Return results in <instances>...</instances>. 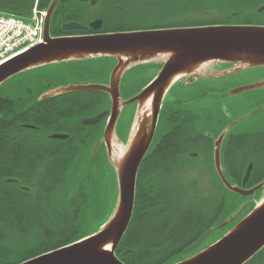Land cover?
Masks as SVG:
<instances>
[{"label": "trees", "instance_id": "trees-1", "mask_svg": "<svg viewBox=\"0 0 264 264\" xmlns=\"http://www.w3.org/2000/svg\"><path fill=\"white\" fill-rule=\"evenodd\" d=\"M33 3L34 0H0V13L27 18ZM38 3L40 7L45 8L49 0H38ZM263 3L264 0H105L99 12L108 30L221 23L264 25V8L261 9ZM214 8L234 11L223 12L210 19H204L205 17L198 19L199 16H192L195 12H205L207 9ZM252 8L253 12L247 13ZM175 15L178 17L187 15V17L175 19ZM164 17L165 19L172 17L166 25L160 23ZM149 21H152V24L148 23ZM96 58H100L105 63L111 60L108 67L105 65L96 70L100 74L103 73L107 79L116 60L113 57ZM80 61L84 60L61 63L73 64ZM44 67L46 66L16 74L0 85V106L5 111L0 116V264H17L97 231L111 216L116 204V175L108 158L106 171L102 177L99 176L93 192L87 191L86 200L85 196L76 197L75 190L80 181L92 177L87 155L81 156L78 166L66 175L61 171L63 157L59 156L62 153L59 151L69 149L70 145L57 147L31 145L35 143L32 135H26L23 128L19 126V123L27 121L29 124H41L50 131L71 127L79 117L80 107L86 109L89 101L83 105L71 104L70 101L73 97L83 94H90L91 97L97 96V98L103 96L104 102L103 99H101L102 102L99 99V102L103 103L105 109L109 108V96L104 92L96 91L72 92L55 99L38 100V96L48 88L60 85L48 82L50 81L48 75L53 72L42 70ZM159 67L157 63H144L128 69L121 79V96L125 98L122 95V89L131 86L140 77V75L137 76L138 74L144 75L148 70L153 71L147 79H144L145 82L140 85L141 89L153 78ZM134 68L136 70H132ZM21 75L22 78L19 77ZM213 84L215 82L211 86H216ZM200 97L203 99H200L197 105H193V100L197 98L182 100L181 104L170 103L166 101L167 99L163 102L160 110L161 126L155 138V141L162 143V146H155V154H151L153 147L148 150L141 163L136 181L133 214L115 250L116 255L127 264H172L182 260L198 251L193 250L195 244L207 237L216 225H221L227 217L233 216L225 224H228L227 231L243 217L239 214L245 205L249 207L248 212L254 206V201L241 206L244 199L254 195L246 197L238 195L228 190L223 184V186L220 185L224 187L227 194L222 192L223 195L220 193L212 198H203L198 203L181 204V193H177L176 186L173 183L172 186L167 180L176 165L174 163L176 155L174 148L171 147L176 139L172 142L171 138L177 128L184 131L183 122H188L191 117L182 110L196 108L203 113L204 110L210 109L209 112L218 111L219 114L216 116L215 113V117L220 119L219 101L228 96L224 94L222 97L219 93L209 91L204 92ZM202 101H210L208 107L200 104ZM93 106L94 103L88 108ZM98 108L96 112L103 109V107ZM169 108L181 113H172ZM263 117L250 127H241L242 119H238L239 117L232 118L225 124L221 122L219 125L222 128L231 121H236L231 131L234 138L232 137L231 145H225L224 157L226 161L224 174L227 179L232 177L231 180L229 179L231 183H241L250 161L252 169L246 181V187H252L264 179ZM74 127L80 130L81 127L84 128L78 124ZM89 128L95 129L93 126ZM97 132L98 130H95V134ZM79 134L80 139L77 144L83 145L84 138L81 137V133ZM24 135L27 136L28 145L22 143ZM167 140H170V145L166 144ZM187 141L189 142V138ZM86 145L89 146L85 148L87 152L91 147L88 140ZM238 145H242L241 150L237 149ZM54 150H57V153L54 154ZM168 152H171L172 157L167 155ZM237 154L243 156L240 160L244 163H238L239 165L235 167L227 164V160H236ZM240 160L234 161L233 165ZM233 173L236 178H233ZM7 177L15 178L17 182H7L5 180ZM62 182L67 185L66 189L68 185L73 186L72 189L63 193L65 186ZM83 200H85L84 203ZM205 232L208 233L203 237ZM244 264H264V248Z\"/></svg>", "mask_w": 264, "mask_h": 264}, {"label": "water", "instance_id": "water-1", "mask_svg": "<svg viewBox=\"0 0 264 264\" xmlns=\"http://www.w3.org/2000/svg\"><path fill=\"white\" fill-rule=\"evenodd\" d=\"M57 3L58 0H51L47 7L43 40L0 64V85L20 72L51 63L113 57L116 63L107 83L59 85L42 93L39 99L75 91H101L109 95L110 109L85 118L83 124L93 125L108 115L101 140L105 142L108 160L115 171L117 199L111 216L97 231L17 264H127L115 250L133 214L138 170L152 142L167 91L182 77L187 82L196 81L205 68L214 63L232 65L216 76L248 68H264V25L207 24L51 36L50 18ZM90 26L98 28L100 20L91 22ZM63 28L81 29L84 26L71 21L64 23ZM144 63H157L160 67L138 93L123 99L119 90L121 77L129 68ZM260 87H264V79L235 86L230 94ZM131 102L136 103L134 117L126 142L121 143L116 137L115 127L122 108ZM173 102L177 104L179 100ZM143 111L147 113L141 116ZM235 122L224 128L214 140L213 162L223 185L246 197L258 189L264 190V179L252 187H245L252 162L246 168L241 185L230 183L225 177L220 159L221 141ZM25 126L34 127L30 124ZM67 136L63 133L50 135L56 139ZM115 145L125 148L121 156H114ZM6 181L17 182V179L7 178ZM254 202L251 210L220 238L172 264L246 263L264 247V194Z\"/></svg>", "mask_w": 264, "mask_h": 264}, {"label": "rangeland", "instance_id": "rangeland-1", "mask_svg": "<svg viewBox=\"0 0 264 264\" xmlns=\"http://www.w3.org/2000/svg\"><path fill=\"white\" fill-rule=\"evenodd\" d=\"M255 8L256 7H254V9ZM233 11L234 10L232 9L214 8V9H207V11L205 12L202 11L195 12L194 14H192V16H199L198 19L204 17H205L204 19H210L212 17L219 16L223 12L225 13V12H233ZM252 12H253V8L249 9L247 13H252ZM185 17H187V15H184L182 17H178V15H175L174 18L183 19ZM162 19L163 20L160 23L165 25L170 20L169 18L165 19V17ZM151 22L152 21H149L148 23L152 24ZM110 61L105 63L100 58H91L73 64L53 63L46 65V67H44L42 70L45 69L46 71L53 72V74L48 75V77H50V81L48 82L53 84L104 83L106 81L105 75L103 73L102 74L98 73L96 70L101 69L105 65H107L108 67ZM136 68L132 70H136ZM152 73L153 71L148 70L146 73H144V75L142 73L138 74L137 76L140 75V77L137 78L136 76L137 79L131 84V86L122 89L123 91L122 95L126 98L128 96H131L132 94L133 95L136 94L138 91L141 90L140 85H142L145 82L144 79L145 78L147 79V77H149ZM22 75L19 77L22 78ZM237 75L238 76L236 80H234L233 83H231L230 89L240 85L241 83H249L261 79V77L264 75V69H261V67L249 68L247 70L241 71L240 73H237ZM219 84L220 82L215 83L216 86H219ZM194 87L195 86L193 85H189L186 87V86H179L178 84H174L170 89L168 95L169 98H167L166 101L172 103L174 99H178V100L181 99L179 102V104H181L183 102L182 98L184 96L192 94L193 92L195 93L196 89L194 90ZM201 92L199 91V93ZM99 99L100 101L101 99H103L104 102L103 96L97 98V96L91 97L90 94H83L78 97H73L70 103L76 105L77 104L83 105V103L87 104V102L89 101V103L87 104L88 106H92L94 103L93 107L88 108L87 106L86 109H84V107H80L81 110L78 111V116L86 117L96 113V109L99 106L105 109L103 103H101L102 101L99 102ZM200 99L203 98L197 97V100H193L194 101L193 105H197ZM96 102L98 103V105ZM209 103L210 101H202L200 104L208 107ZM219 103L221 108L220 109L221 116L219 115L220 119L215 117V113L216 116L217 114H219L218 111L209 112L210 109L204 110L203 113L201 112V110H198L196 108L182 110V112H186L192 118L190 117L188 122L187 121L183 122L184 131L183 129L180 130V128H177L176 132L171 138L172 142H174L176 139L175 143L184 141L185 139L189 138V142L187 141V144L171 145V147L174 148V150L173 149L172 150L176 155V159L174 162L176 163V165H174L173 172H171V174H169V176L167 177L168 182L172 186L173 184L174 186H176L177 193L179 192L181 193V197H180L181 204L192 203V202L198 203L203 198H212L220 193L221 195H223L222 192H224V194H227L224 191V187H221L222 183L214 168L212 139L207 136L208 132L207 134L205 132L212 130L218 131L221 122L225 124L227 121L229 122L230 119L235 117H239L238 119H242L240 122L241 127H250L251 125H255V122L259 121L264 116V87L243 91L239 94H230V96L219 101ZM7 105L8 104H6V106ZM95 106H97L96 109H94ZM135 107H136L135 102H131L125 105V107L122 109L120 113L118 122L115 127V134L117 139L121 142L126 141L128 137L130 126L134 117ZM169 111L172 113H181V112H175L177 110L173 108H169ZM3 113H5V111L3 110L2 106H0V116ZM25 122L28 123L27 121ZM94 127L95 129L89 128V126L84 125V128L81 127V130L78 127H74V125L71 127L57 128L58 131L72 133V137H70L68 140L48 138L46 135L47 133L51 132L49 129H45L44 134L41 132L38 133V135L41 136L40 141H42L45 146L57 147V146L70 145L69 149L66 148L62 151H59L62 152L61 155L59 156L63 157L61 163L63 168L61 171L62 173H66V175L71 170H73L74 167L78 166L81 156L87 155V159L89 160L90 163V171L92 172V177L82 179L80 181V184L78 185L77 190H75L76 197L85 196L84 197L85 200H86V196H88V192L90 190L93 192L94 186H96L98 183L97 181L99 179V176L101 175L102 177V174L106 171L107 168L106 152L101 149H97L96 147H94L95 145H91V143H94L95 139H97L98 136L101 135L103 124L100 123L98 126H94ZM71 129H73V131L74 129L76 130L73 132ZM22 130L23 132H26L27 134H31V135L36 133L35 130L29 128H23ZM95 130H98L97 134H95ZM158 131H159V126H158ZM79 133H81V137L84 138L85 144L83 145L77 144L78 140L80 139ZM87 140H88V144H90L91 147L86 152L85 148L89 147L88 145H86ZM167 141L168 142L166 144L170 145L171 144L169 143L170 140ZM205 143L206 145H204ZM161 146L162 143L161 144L159 143L158 147ZM241 147L242 145H238L237 149L241 150L242 149ZM53 153L54 154L57 153V150H54ZM31 155H32L31 158H33V154ZM167 155L171 156V152H168ZM235 155L236 154H234V156ZM237 157L239 159L238 158L236 160L230 159L231 161L227 160L228 162L227 164H230L231 166L235 167L239 165L238 163L240 164L244 163L240 160L243 156L241 157L240 154H237ZM238 160L240 161L237 162V164L233 165V162ZM233 178H236L235 174L233 175ZM229 179L231 180V178ZM62 184L65 186L63 189V193L67 192V190H71L73 187L71 185L70 186L68 185V189H66L67 185L64 184L63 182ZM261 192L262 191H257L254 196H250L247 197V199H244V201L241 203V206L249 201H252V198H259ZM85 200H83V203ZM248 210L249 207L245 205L242 208V211L240 212L239 216L240 217L244 216V214H246ZM230 217L232 218L233 216ZM230 217H227L226 219L230 221L231 219ZM224 225H216L210 231L211 233L210 232L208 233L207 237L199 240L198 243L195 242L197 244H195L193 250H199L202 247H206L207 245H209L210 243L214 242L216 239L221 237L226 232L228 224L225 226Z\"/></svg>", "mask_w": 264, "mask_h": 264}, {"label": "flooded vegetation", "instance_id": "flooded-vegetation-1", "mask_svg": "<svg viewBox=\"0 0 264 264\" xmlns=\"http://www.w3.org/2000/svg\"><path fill=\"white\" fill-rule=\"evenodd\" d=\"M50 1L51 0H49V3H50ZM103 1H105V0H58V3L56 4V6L52 12L51 18H50V24H49L50 34L52 36H66V35L70 36V35H80V34L125 31V30H108V27L104 26V18L99 12V9L101 8V4ZM49 3H48V5H49ZM48 5H47V7H48ZM95 20H100V26L96 29H94L93 27L90 26V23L94 22ZM71 21H75V22L82 24L84 26V28H81V29H64L63 24L67 23V22H71ZM231 66L232 65L228 64V63H214L212 65L207 66L205 68V71L194 82L185 81V79H186L185 77H182L181 79H179L175 84H178L179 86H186V87L189 85H193V86H195L194 89H196L195 93L193 92L192 94L184 96L182 98V100L197 98V97H200V95L204 94V92H209V91L219 93L222 97H224V94H226L227 96H230V90L232 89V88L230 89V85H231V83H233L234 80H236V78L238 76L237 73H240L241 71L229 73V74H225V75L219 74L218 76H216L215 74L219 73L220 71L227 69ZM245 70H247V69H245ZM242 71H244V70H242ZM213 74L215 76H212ZM261 79H264V75L261 77ZM261 79H259V80H261ZM107 82H108V78L106 79L105 83H107ZM213 82H215V83L220 82V84H219V86H211V84ZM241 84H243V83H241ZM213 85H215V84H213ZM120 86H121V84H120ZM170 89L167 91L165 98H164V101L167 98H169L168 95H169ZM199 91L200 92L202 91V92L199 93ZM120 93H121V89H120ZM66 94H68V93H66ZM62 95H64V94H62ZM39 96L37 99L42 100V99H39ZM59 96L60 95H58V96L55 95V96H51V97L45 98V99H48V100L49 99H55V97H59ZM100 112L101 111H98V112H96L92 115L86 116V117H78V119L75 121V124H72V125L75 126L76 124H78L80 126H84L83 120L85 118L95 116ZM75 119H73V120H75ZM106 119H107V116L102 118L101 120H99L97 123H95L93 125H88V126L94 127V126H98L101 123V124H103V127H102V133H103V129H104V126L106 123ZM161 120H162V116L160 113L159 117H158V121H157L156 130H155L152 142H151L150 147H149V150L152 149V147H153L151 154H155V152H156L155 146L159 145V142L155 141V138H156V134L158 132V126L160 127ZM71 122H73V121H71ZM231 122L228 123V125H230ZM25 124H29V123L22 122V123H19V126L21 128H28L25 126ZM30 125H33L34 128H29V129H33L36 132L35 134H33L31 136L32 140H35V139L37 140V141H34L35 142L34 144L31 143V145H44V143L42 141H40L41 136L38 135V133L41 132L44 134L46 128L43 127L41 124H37V125L36 124H30ZM228 125H225L222 128L220 127L218 129V131L212 130V131H206L205 132L206 134L208 132L207 136L212 139V145H214V140L218 137L219 133L224 128H226V126H228ZM232 130H233V125L229 128V130L226 132L225 136L223 137V139L221 141L220 156H221V164L223 166V170H225V167H226V161L224 160L225 148H226L225 145H231L232 139L234 138L233 137L234 135L231 133ZM24 133L27 135L26 132H24ZM52 133H63V134L68 135L66 138L61 139V140L68 139L70 136V133L64 132V131H51V132L47 133L46 136L48 138H51L50 135ZM102 133L100 136H98V138L96 139V141L92 145H95L94 147H96L97 149H101V150L106 152L105 142L103 140H101ZM26 135L23 136L22 143H24V145H28L26 142L27 141ZM52 139H56V138H52ZM184 144H187V139H185L184 141L178 142V143L174 142V144H171V145H184ZM200 145H202V144H200ZM204 145H206V143ZM106 157H107V153H106ZM231 179H232V177H231Z\"/></svg>", "mask_w": 264, "mask_h": 264}, {"label": "built area", "instance_id": "built-area-1", "mask_svg": "<svg viewBox=\"0 0 264 264\" xmlns=\"http://www.w3.org/2000/svg\"><path fill=\"white\" fill-rule=\"evenodd\" d=\"M44 11L36 5L30 19L0 14V63L41 41Z\"/></svg>", "mask_w": 264, "mask_h": 264}, {"label": "bare ground", "instance_id": "bare-ground-1", "mask_svg": "<svg viewBox=\"0 0 264 264\" xmlns=\"http://www.w3.org/2000/svg\"><path fill=\"white\" fill-rule=\"evenodd\" d=\"M146 113H147V112H144V111H143L142 114H141V116H142V115H146ZM141 116H140V117H141ZM115 147H116V149H114V156H115V157H117V156H119V155L121 156L125 148H124L122 145H115ZM22 188H26V187H25V186H22Z\"/></svg>", "mask_w": 264, "mask_h": 264}]
</instances>
